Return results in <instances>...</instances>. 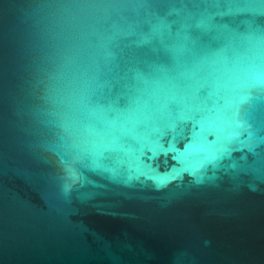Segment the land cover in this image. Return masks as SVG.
<instances>
[{
  "label": "water",
  "instance_id": "obj_1",
  "mask_svg": "<svg viewBox=\"0 0 264 264\" xmlns=\"http://www.w3.org/2000/svg\"><path fill=\"white\" fill-rule=\"evenodd\" d=\"M0 264H264V0H0Z\"/></svg>",
  "mask_w": 264,
  "mask_h": 264
},
{
  "label": "snow or ice",
  "instance_id": "obj_2",
  "mask_svg": "<svg viewBox=\"0 0 264 264\" xmlns=\"http://www.w3.org/2000/svg\"><path fill=\"white\" fill-rule=\"evenodd\" d=\"M189 147H191V146H189ZM173 159H174V160H177V162H178V163H181V164H185V163H187V161L181 159V158L178 157V156H173Z\"/></svg>",
  "mask_w": 264,
  "mask_h": 264
}]
</instances>
